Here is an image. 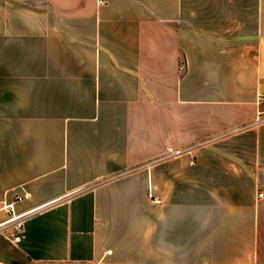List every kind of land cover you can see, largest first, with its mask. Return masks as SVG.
<instances>
[{
	"label": "crops",
	"instance_id": "crops-1",
	"mask_svg": "<svg viewBox=\"0 0 264 264\" xmlns=\"http://www.w3.org/2000/svg\"><path fill=\"white\" fill-rule=\"evenodd\" d=\"M103 1L0 0V264H264V0ZM22 39L68 57L38 94Z\"/></svg>",
	"mask_w": 264,
	"mask_h": 264
},
{
	"label": "rangeland",
	"instance_id": "rangeland-1",
	"mask_svg": "<svg viewBox=\"0 0 264 264\" xmlns=\"http://www.w3.org/2000/svg\"><path fill=\"white\" fill-rule=\"evenodd\" d=\"M34 6V9L39 10L40 8L36 5V1L32 2L30 6ZM28 6L27 4L22 3V7ZM42 24L37 23L38 32L37 35L40 34ZM233 28L230 27V30L232 32ZM46 36V35H45ZM36 41L37 46H29L28 39H22L21 41V55L17 57L15 64L20 67V94L21 95H28L29 91V77L30 75L34 76L36 79V91L37 94L40 93V89H43L45 85L49 84L53 80V75L55 73H60L61 69V63H63V58L65 59V62H67L68 57H62L57 56L53 52V45L49 42L46 44L45 39H37L33 40L32 43ZM46 47L47 50H46ZM48 51V52H47ZM29 68L32 70L29 73ZM181 71H185V67L182 65ZM264 104V103H262ZM261 104V105H262ZM264 111V110H260ZM256 120V119H255ZM261 125H264L262 123ZM259 125V126H261ZM253 128L258 127V125L255 123L251 125H247L243 127V129L247 128ZM227 136V135H226ZM221 137L217 140L214 139L212 143L207 145L208 143L205 142L204 144L198 143L197 147H204L207 146L208 148H211L213 152H216L218 156L213 157L214 159H220V156L223 158H229V159H236L237 155L239 153H236L234 151V147H236V140H227V137H230V134L226 137ZM197 147H187L180 150H171L169 152H166L165 154L155 157L153 159L148 160V162L144 163L141 167L135 168L133 170H129L130 172H133L134 170H142L151 173V170L157 167L158 165H162L163 163H167L169 161L177 160V159H184V158H192L194 161H198L199 158L205 159V157H197L196 148ZM214 156V154H213ZM244 159V158H243ZM247 159V158H245ZM243 196V195H242ZM245 197V196H244ZM148 198L150 201H154L156 199H160V195H157L156 192V185L153 183L151 184L149 191H148Z\"/></svg>",
	"mask_w": 264,
	"mask_h": 264
},
{
	"label": "built area",
	"instance_id": "built-area-1",
	"mask_svg": "<svg viewBox=\"0 0 264 264\" xmlns=\"http://www.w3.org/2000/svg\"><path fill=\"white\" fill-rule=\"evenodd\" d=\"M100 3L101 4H103L104 3V1L103 0H100ZM258 103L261 105L262 103H264V93H260L259 95H258ZM255 123L257 124V125H260V124H262V123H264V111H259L258 112V115H257V117H256V120H255ZM264 195L263 194H260V197H263ZM20 200H22V198L20 197V198H17V201H20ZM154 203H156V204H161L162 203V200L161 199H156V200H154ZM9 208L7 209V206H6V209L8 210V212L9 213H11L12 212V209H13V207H12V204L11 205H9L8 206ZM11 222H12V225H13V227H14V229L16 230V232H17V236H15L14 235V240L15 241H19V234L22 232V229H23V221H22V217H20V216H18V217H13L12 219H11ZM19 233V234H18Z\"/></svg>",
	"mask_w": 264,
	"mask_h": 264
}]
</instances>
